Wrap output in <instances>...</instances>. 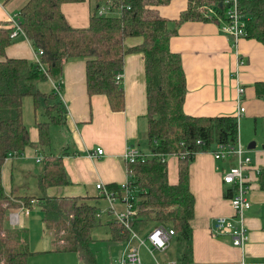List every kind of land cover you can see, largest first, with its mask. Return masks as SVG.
<instances>
[{"label": "trees", "instance_id": "trees-1", "mask_svg": "<svg viewBox=\"0 0 264 264\" xmlns=\"http://www.w3.org/2000/svg\"><path fill=\"white\" fill-rule=\"evenodd\" d=\"M86 0H26L19 10V22L24 35L36 50L42 49L41 60L46 71L36 61L25 58H9L7 48L12 43L13 27L0 28V236H8L5 230V201L20 199L23 207H29L33 196L13 197L3 183V167L9 155L22 154L32 144L30 130L24 119V98L33 99L35 114L44 103V121L36 120L39 131V152L43 154V170L39 187L70 183L63 155L45 150L51 143V125L67 121V107L56 89L43 91L38 83L58 79L64 63L71 58L86 59V79L89 95L103 94L113 111L125 109L123 81L116 79L123 73L125 56L140 52L145 61L148 105V145L152 155L134 163H127L133 202L137 215L130 222L135 231L145 229L151 222L173 228L179 241L181 264L193 262V229L195 197L190 189L189 167L195 155L201 151H213L219 143H234L239 134L237 117L234 115H191L185 112L187 78L182 57L171 49L170 41L178 27L185 21H224L229 4L224 0H187V9L174 20L155 15V6L172 0H95L89 25L73 27L62 6ZM91 1V0H90ZM111 4L117 14L99 15L103 2ZM223 2L221 5L220 3ZM239 6L249 16L247 37L264 44V0H239ZM215 9L217 15L211 14ZM141 37L138 45L127 47L125 40ZM256 93L264 98V81L255 85ZM201 140L203 144H198ZM179 156V179L169 180V156ZM12 157V158H13ZM264 190V167L258 175ZM123 194V188L111 185ZM233 188L226 196L231 197ZM24 207V208H26ZM47 207V209H46ZM56 204H47L49 214ZM98 207L83 197L72 200V216L67 217L72 228V241L63 250L81 249L86 259L95 261L91 250L92 230L100 220ZM10 214V213H9ZM47 214L44 218L46 220ZM12 215V214H10ZM9 215V216H10ZM112 238L126 240L130 230L123 224L110 223ZM66 234V233H64ZM22 242L27 243L23 238ZM39 251L10 250L0 264H28L29 257ZM87 259V260H88Z\"/></svg>", "mask_w": 264, "mask_h": 264}, {"label": "crops", "instance_id": "crops-1", "mask_svg": "<svg viewBox=\"0 0 264 264\" xmlns=\"http://www.w3.org/2000/svg\"><path fill=\"white\" fill-rule=\"evenodd\" d=\"M25 2L26 0H0V28L13 26L12 20L19 19V10ZM90 2L86 0L63 4V12L73 27L84 28L89 25L92 10ZM187 4V0H172L168 4L155 6L154 13L157 16L174 20L187 9ZM222 23L221 20L185 21L171 38V49L181 55L187 78L184 109L191 115L237 116L240 105L244 106L246 111L242 117L245 116V124L250 123L254 132L252 131L250 135L244 125L241 137L239 131V138L245 142L253 139L250 144L255 143V148H257L258 139L263 137L264 141V98L259 97L255 90L256 83L264 81V44L256 39L243 37L234 47L231 39L221 29ZM12 39L6 51L9 58H25L35 61L37 50L23 33H19ZM141 42V37H131L125 40V45L131 47ZM48 80L53 85L55 80L52 78ZM59 84L62 86L60 87L61 99L68 111L67 121L57 125L59 126L58 133L55 132V128L53 129L55 125H51V143L45 147V150L63 155L70 183L44 189L43 192L41 191V196L44 195V197H36L34 194L24 192L27 190L21 185L23 184L22 179L27 178L26 175H18V185H15L16 173L34 174L29 171L31 160L36 159V162L42 163V161H37V156L43 157L37 144L39 141L37 127V132L36 128H33L35 139L31 140L32 144L20 154L24 157L9 158L3 167L4 186L13 197L24 195L36 197L31 201L30 208L37 204L46 206L53 203L67 217L72 216L73 198L83 197L97 205L99 224L105 222L111 236L110 223L117 221L114 211L126 210V204L121 199L122 194L110 187L117 185L121 188L128 179L125 159L127 147L137 145L143 150H149L148 138L146 143L143 140L148 131L144 58L140 52L128 53L125 56L123 86L126 106L122 111H113L108 98L103 94L89 95L85 58L68 59L64 63ZM239 86L244 88L242 95L239 93ZM261 121H263L262 127H260ZM100 147L105 153L101 156H93L92 153ZM252 158L255 166L264 167V144L262 148L255 150ZM226 166H228L227 162L216 160L210 151L198 152L190 163L189 183L195 197V216L191 222L193 229V262L191 264H264V190L260 187L258 175L249 181L248 196L251 200V207L246 214L249 240L244 248L233 245L231 236L215 235L212 232L217 217L231 218L234 215L230 199L226 196L230 187L223 182L222 178V169ZM41 172V170L37 171L33 175L32 183L37 184L38 187ZM178 179L179 157L171 155L169 156V180L171 183H177ZM98 183H103L111 189L114 195H117L114 204L97 189ZM40 190L43 189L40 188ZM118 198L122 203V210L116 208ZM21 202L20 199L11 198L4 204L6 205L5 221L13 227L15 225L26 227L30 223L31 213L25 212V208L21 207ZM63 204L66 206H59ZM21 213H24V219ZM160 225L163 224L151 222L145 229L134 231L139 236L140 234L148 236ZM164 226L170 228L168 225ZM96 227L93 228L92 233ZM51 231L53 233L46 235L50 241V246L46 247L50 248H45L43 251L53 254L51 256H57L51 257L53 260L58 258V260L66 261H46L47 259H42V257L39 261H33L34 257L30 256L28 264H88L81 249L63 250L67 246L63 229L60 230L61 235L54 228ZM173 236L177 237V234ZM56 239H59L58 245L53 246ZM129 239L130 237L122 240L123 242L116 246L117 251L111 254L117 255L115 260L124 255ZM131 244L137 246L139 250L143 246L140 245L138 239ZM97 253V255L94 253V264H100L99 261L106 260L99 250ZM151 256L154 261H144L146 264H153L155 258L160 261L155 253V257ZM170 262L177 264L175 260L161 263Z\"/></svg>", "mask_w": 264, "mask_h": 264}, {"label": "built area", "instance_id": "built-area-1", "mask_svg": "<svg viewBox=\"0 0 264 264\" xmlns=\"http://www.w3.org/2000/svg\"><path fill=\"white\" fill-rule=\"evenodd\" d=\"M238 1L239 0H224L225 3L229 4V8L226 13V19L221 25L222 31L226 33L227 36L231 39L234 47L238 45L240 39H242L243 37H247L246 27L249 20V16L245 14L240 8ZM108 5L109 7H107L106 10L99 9V15L118 13L115 9L112 8L111 4ZM210 13L217 15L215 9L213 8L210 9ZM12 24V38L17 36L19 33L25 34L19 20H12ZM42 55L43 50H37L35 61L39 63L41 67L46 71L41 60ZM49 78H51V76H49ZM116 79L118 81H123V73H118ZM59 81L60 79L53 81V87L61 95ZM238 89L239 93L242 95V93L244 92V88L242 86H239ZM245 109L246 108L244 106L240 105L239 111L236 116L238 126L240 118L246 111ZM198 144H203V142L201 140H198ZM210 152L213 153L216 160L228 163V166L222 169V178L223 182L226 185L234 189L231 197H229L232 209L234 211L233 217H217L213 224L212 232L215 235L231 236L233 245L241 247L243 249L245 244L249 240V233L246 223V214L251 207V200L248 196V190L250 189L249 181H251L250 179H253L255 175L260 174L261 168L253 164V158L247 153L246 148L242 145L239 134L236 142L219 143L216 145L215 150ZM104 153V149L100 147L97 148V150L94 151L92 155L97 157L103 155ZM151 155L152 152L150 150H143L137 145H129L125 153V159L127 163H134L138 160L144 161ZM12 157L13 154H10L9 158ZM42 158V156H37V161L41 162ZM129 176L130 175L128 174L127 181L122 185L123 194L121 196L122 201L126 204V210L119 212L114 211L116 220L130 230L129 245L124 255L119 259L114 260V262H112L111 264H146L142 258L139 248L131 244V242H133L135 239H138L140 245L146 246L150 254L154 256L156 250H165L170 243V238L176 234L173 228H167L164 225H160L157 226L153 231H151L146 239H143L131 228L130 222L132 218L137 215V209L135 208L133 202L134 197L132 195ZM96 187L102 195L107 197L111 201V203L114 204L115 200L117 199V195H114L110 188L106 187L103 183H98ZM24 210L27 214L30 212L28 207H26ZM14 217L15 216L13 215V218ZM154 264L162 263L155 258ZM168 264L176 263L170 262Z\"/></svg>", "mask_w": 264, "mask_h": 264}, {"label": "rangeland", "instance_id": "rangeland-1", "mask_svg": "<svg viewBox=\"0 0 264 264\" xmlns=\"http://www.w3.org/2000/svg\"><path fill=\"white\" fill-rule=\"evenodd\" d=\"M91 7L94 6L95 0H91ZM107 7H109L108 3L105 1L103 2L102 6L100 9L106 10ZM119 12V10H118ZM60 79V77L58 78ZM56 79V80H58ZM39 87L46 92H50L53 90V85L49 80H44V81H40L38 83ZM60 87H62L60 85ZM24 119L25 122L30 130L31 133V140L35 139V133L33 131V128H36V132H37V124H36V120L39 121H44L46 120L44 117L45 115L43 114L44 112V103H42L41 107L38 109L37 111V115L35 114V109L33 106V99L30 96H26L24 98ZM263 121H261V126L262 127ZM246 126V128L249 131V134H252V131L254 132V128L251 126L250 123H246L245 124V116H243L241 118V122H240V137H241V132L243 131V126ZM56 129L55 132H59L58 128L59 126L55 125L53 126V129ZM144 136V134H143ZM144 142L146 143L147 140V135H145V137H143ZM253 139H250V141L245 142L241 140L242 145L246 148V151L249 155H251L253 157L255 150L257 148H262L264 141H263V137H261L260 139H258V146L255 149H249L248 145L250 144V142ZM263 141V143H262ZM143 142V143H144ZM142 144V143H141ZM19 157H24L23 155H19L16 156V158ZM29 165L31 166V174H35L37 173V171L39 172L40 170H43V164L42 163H38L36 162V159H33L29 162ZM16 172V171H15ZM30 173V172H29ZM33 174V175H34ZM18 175H26L27 178L26 179H22L23 184L21 185L22 187H25L27 191H24L28 194H34V196L36 197H44L41 196V191L43 192V190H40V188L37 186V184H33V175L21 172V173H16L15 175V185H18ZM38 192H40L38 194ZM119 201L118 203L116 202V208L118 210H122V203L120 201V199L118 198ZM60 207H64L66 206V204H63V206L59 205ZM108 206V205H107ZM21 207H23L22 203H21ZM26 207V206H24ZM30 209V223L31 225H29L30 223H28V225L25 227H21L19 225H15L14 227L9 225V223L7 222V224L5 225V230L8 233V236L6 238H1L0 237V258L3 259L4 256L10 251V250H16V251H21V250H25V246L27 244V249L28 250H32L34 252H36L37 250H40L39 252H37L36 254H32L31 256L34 257L33 261H39V259L42 257V259H47L46 261H66V260H58V258H54L56 260H53L51 257H57V256H51L53 254L47 253L43 250H45V248H50V247H46V246H50V241L49 239L46 237V235H49L52 228H54V230L56 232L60 234V230L63 229V233H66L64 235V239H66L67 242L72 241L74 243V239H73V235H72V228L69 224V220L67 218V216L62 212H60V210H58V207L55 210H50L49 214H47L48 212L46 211L45 206L43 205H35L33 207H28ZM45 214H47V218L45 220L44 216ZM22 218H25L24 213H21ZM15 224H17L15 222ZM169 227V226H168ZM29 231H28V230ZM30 232V234H29ZM53 233V232H52ZM56 234V233H55ZM3 234H0V236H2ZM30 235H31V242H30ZM93 235V241L91 242V247L92 250L94 251V253L97 255V250H99L102 254V256L104 258H106V260L104 261H99L100 264H111L112 262H114V258L117 257V255H111L113 251H117L116 246L119 245V243L123 242L122 240H115L112 238V235L110 236V231H109V227L106 225L105 222H103L102 224H99L96 229L93 231L92 233ZM108 236H110V238H108ZM140 236L143 239L147 238V235H142L140 234ZM107 237V238H106ZM27 239V243L24 244L22 242V239ZM59 241V239H56L55 242L53 243V246L58 245L57 242ZM169 247H167V249L162 252V251H155V255L156 257L162 262V261H176L177 264H181L180 263V254H179V241L178 238L173 236V238L171 239V242L168 245ZM141 251V255L143 260L146 261H154V258L150 255L149 250L147 249L146 246H142L140 248ZM37 255V256H34ZM88 259V258H87ZM91 259L87 260L88 264H94L93 262H90ZM38 263V262H36ZM155 262H153L154 264Z\"/></svg>", "mask_w": 264, "mask_h": 264}, {"label": "water", "instance_id": "water-1", "mask_svg": "<svg viewBox=\"0 0 264 264\" xmlns=\"http://www.w3.org/2000/svg\"><path fill=\"white\" fill-rule=\"evenodd\" d=\"M222 3H220V5H221ZM248 148L249 149H254L255 148V143H251V144H249L248 145Z\"/></svg>", "mask_w": 264, "mask_h": 264}]
</instances>
